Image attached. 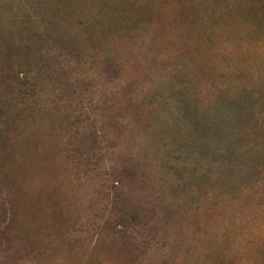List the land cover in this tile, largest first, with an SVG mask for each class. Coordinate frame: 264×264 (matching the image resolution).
Masks as SVG:
<instances>
[{
	"label": "rangeland",
	"instance_id": "rangeland-1",
	"mask_svg": "<svg viewBox=\"0 0 264 264\" xmlns=\"http://www.w3.org/2000/svg\"><path fill=\"white\" fill-rule=\"evenodd\" d=\"M0 264H264V0H0Z\"/></svg>",
	"mask_w": 264,
	"mask_h": 264
}]
</instances>
